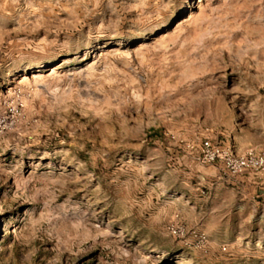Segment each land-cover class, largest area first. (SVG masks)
<instances>
[{
  "label": "rangeland",
  "instance_id": "rangeland-1",
  "mask_svg": "<svg viewBox=\"0 0 264 264\" xmlns=\"http://www.w3.org/2000/svg\"><path fill=\"white\" fill-rule=\"evenodd\" d=\"M202 139L264 158V0H0V264H264Z\"/></svg>",
  "mask_w": 264,
  "mask_h": 264
},
{
  "label": "built area",
  "instance_id": "built-area-1",
  "mask_svg": "<svg viewBox=\"0 0 264 264\" xmlns=\"http://www.w3.org/2000/svg\"><path fill=\"white\" fill-rule=\"evenodd\" d=\"M197 161L200 164L220 163L226 172L231 175H239L244 171L263 172L264 158L255 154L252 150H246L240 155H233L228 148L213 144L208 139H202L196 145ZM169 234L172 237H180L182 232L178 228H170ZM199 246L205 244V237L201 233H193ZM222 250H224L222 248Z\"/></svg>",
  "mask_w": 264,
  "mask_h": 264
}]
</instances>
